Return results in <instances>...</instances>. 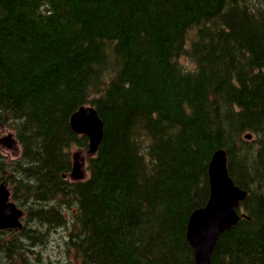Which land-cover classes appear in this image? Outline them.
Here are the masks:
<instances>
[{"label": "trees", "instance_id": "trees-1", "mask_svg": "<svg viewBox=\"0 0 264 264\" xmlns=\"http://www.w3.org/2000/svg\"><path fill=\"white\" fill-rule=\"evenodd\" d=\"M82 107L103 138L73 180ZM1 127L21 154L0 151V187L67 232L50 264H196L187 227L220 150L248 195L210 264H264V0H0ZM35 241L0 230V264Z\"/></svg>", "mask_w": 264, "mask_h": 264}, {"label": "water", "instance_id": "water-1", "mask_svg": "<svg viewBox=\"0 0 264 264\" xmlns=\"http://www.w3.org/2000/svg\"><path fill=\"white\" fill-rule=\"evenodd\" d=\"M89 116L90 119H88ZM78 117H82V124H76L75 119ZM90 120L92 129L87 125ZM71 127L75 133L89 137L90 153H95L98 150L103 138V124L93 107H82L74 113L71 118ZM86 127L88 130L94 131L95 140L86 133ZM251 138V135L246 136V139ZM0 142L6 143L12 150L17 148V141L12 134L1 139ZM75 172L72 177L84 178L79 164ZM209 176L211 185L210 200L207 206L196 210L191 215L187 227V241L194 251L196 264L211 263V257L218 238L237 224L241 203L245 201L248 195L247 191L241 190L230 178L227 170V155L223 150L216 152L213 156L209 167ZM10 197V190L2 186L0 188V230L22 227L20 221L24 212L14 202L10 201Z\"/></svg>", "mask_w": 264, "mask_h": 264}, {"label": "rangeland", "instance_id": "rangeland-1", "mask_svg": "<svg viewBox=\"0 0 264 264\" xmlns=\"http://www.w3.org/2000/svg\"><path fill=\"white\" fill-rule=\"evenodd\" d=\"M180 62L185 66L184 68L186 70L189 71L192 68V65L189 63L187 59L182 58L180 59ZM236 66L237 64H235L234 67ZM81 118L82 117H78L75 119L76 124L77 123L82 124ZM95 130L98 131L97 128H95ZM9 134H13L14 137L16 138V132L12 128H5V127L0 128V139L7 137ZM17 147L18 149L12 150L7 146L6 143L2 142L0 144V151L8 157V158L4 157V159L10 161L16 159L21 154L20 145L18 144ZM72 156L75 162L80 164L81 166L80 168L82 170L81 173L84 175V178H89L90 172L87 170V166H88L87 152L79 147H75L72 149ZM32 205L34 204L28 203V207H31ZM51 205L53 204L52 203L47 204L46 206L49 209ZM21 210L24 212L20 221L22 224L21 229L27 224L29 230L36 236V241L34 245L30 247V250L25 251L22 255L18 256L17 264H50L48 262L50 258L55 259L54 248H56V246L61 245L66 237L67 232L65 228H57V229L52 228L50 225L44 224V220L42 219L37 221L34 218H31L24 208L21 207ZM73 210L74 209L70 207H63L61 209V212L70 221ZM80 226H81L80 222L77 221V223H75L74 220L72 222V227L70 225V227L73 228V231L75 233L81 231L82 226L81 227ZM47 235H49V246H50L49 248H46L42 245V239L47 237ZM75 260H77V257Z\"/></svg>", "mask_w": 264, "mask_h": 264}, {"label": "bare ground", "instance_id": "bare-ground-1", "mask_svg": "<svg viewBox=\"0 0 264 264\" xmlns=\"http://www.w3.org/2000/svg\"><path fill=\"white\" fill-rule=\"evenodd\" d=\"M88 119H90V116H89ZM87 125H89L90 128L92 129V123H91V120L87 122ZM86 128H87V127H86ZM85 131H86V133H88V134L90 135V137H91L93 140H95V138H94V136H93V132H92L91 130H88V128H87V129H85ZM0 140H1V139H0ZM0 144H1V142H0ZM19 229H21V227L14 228V229H11V230H19Z\"/></svg>", "mask_w": 264, "mask_h": 264}]
</instances>
